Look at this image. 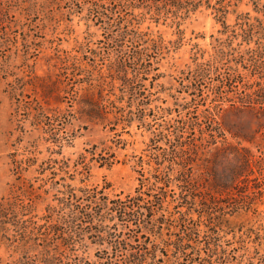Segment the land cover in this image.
Instances as JSON below:
<instances>
[{"label":"trees","instance_id":"16d2710c","mask_svg":"<svg viewBox=\"0 0 264 264\" xmlns=\"http://www.w3.org/2000/svg\"><path fill=\"white\" fill-rule=\"evenodd\" d=\"M23 1L20 4L11 0L12 5L4 9L7 12L0 6V24L7 23L0 30V42L10 41L9 27L23 24L21 18L9 19L11 12L28 16L43 14L50 4L45 0ZM237 1L169 0L167 6L154 4L151 12L155 13L156 25L174 28L177 34L174 40L166 39L159 31L155 33L150 25L141 29L146 16L138 5L128 6L119 0L118 7L112 11L99 0L70 2L69 13H82L88 3L90 15L108 32L117 31L110 40L121 47L122 59L112 61L110 58L96 73L92 70L99 50L92 46L85 49L84 40H75L81 48L80 54L60 59L66 63L64 58L71 57L72 62L66 65L73 68L74 77L78 75L77 83L81 85L72 91L73 99L87 116L101 121L107 136L89 143L74 159L59 158L65 141L72 143L73 136L63 130L70 120L65 117L61 120L56 111H50L48 105L53 91L44 86L41 100H36L35 104L18 99L12 118L16 120L17 111L23 110L31 130L22 125L9 152L11 179L8 192L0 199V264H88L91 246L106 253L102 257L106 262L102 264L118 263L117 255L122 250L129 252L122 264H183L187 261L202 264L210 262L214 255L223 264H264V216L258 211L256 198L245 194L251 175L261 164L256 157L260 155L253 152L251 145L264 127V4L259 7V0H255L256 14H251L250 11L237 12L234 7ZM121 6L133 11L140 9V18L120 14ZM78 7L82 11H78ZM202 8L210 9L216 22L221 24L218 30L221 36L212 35L213 45L208 51L196 42L192 44L191 60L181 71L185 79L188 83L200 82L214 72H218L216 76L221 75L219 69L225 62L233 61L236 67L249 62L258 72L260 86L253 92L246 91L237 103L224 107L221 113L217 105L207 108L205 117L209 124L198 128L199 142L192 143L189 154L179 161L175 158L179 155L175 150L179 144H173L175 154L170 165L176 162L180 167L178 173L169 169L162 171L156 166L163 157L162 152H158L164 149L163 136L168 135L164 127L159 132L152 131L149 138L147 146H153L154 152L147 153V147L128 159L139 173L132 192L111 195L110 182L88 183L94 166L109 169L118 162L117 150L132 142L133 126L149 129L143 126L150 124L147 116L153 108L149 106L150 101L143 98L142 81L164 53L171 54L178 49L184 38L183 22ZM117 12L119 16L115 17ZM230 13H236L234 24L227 22ZM47 18L60 21L50 13L46 14ZM59 19L71 26L72 19ZM85 19L87 26H91L89 18ZM92 33L89 32L90 37ZM14 35L17 39L16 33ZM129 37L141 46L133 54L122 48ZM242 45L245 47L241 48ZM152 53H157V58ZM236 67H231L226 79L234 77ZM116 71L113 81L105 82V73L113 75ZM114 79H118L120 85ZM173 125L172 139L178 141L181 126ZM168 141L172 142L171 138ZM42 145L48 152L43 157L40 156ZM52 145L57 148H51ZM192 161H195L196 172L187 177L183 167ZM176 180L185 184H177ZM174 184L181 188V197L184 190L189 191L185 199L192 203L193 211L175 215L172 207L178 199ZM258 193L264 195L263 190L254 191V195ZM124 228L133 232L128 240L121 235ZM167 229L179 230L181 235L175 240L165 238L163 233ZM220 231L237 234L236 260L220 243ZM201 235L207 248L206 256L201 253L203 246L192 244ZM150 237L153 239L146 241ZM135 242L140 247L133 250ZM188 246L191 252L185 251Z\"/></svg>","mask_w":264,"mask_h":264},{"label":"rangeland","instance_id":"374dc122","mask_svg":"<svg viewBox=\"0 0 264 264\" xmlns=\"http://www.w3.org/2000/svg\"><path fill=\"white\" fill-rule=\"evenodd\" d=\"M10 1L11 0H0V6L3 12H7L4 11V9L12 5ZM13 1L20 4L24 3L23 0H12V2ZM45 1L50 4L48 8H45L44 12L46 13L43 14L40 13L28 16L24 13L19 14L18 11H10L11 13H8V18L12 20L21 18L23 24L21 26L9 27L8 32L10 41L6 40L0 42V199L8 192V182L11 179L9 152L13 148V141L17 134L20 133L19 129L22 125L29 131L31 130L27 115H25L23 110L17 111L16 120L12 118V112L18 99L30 101L32 104H35L36 100H41L42 88H44V86H48L53 91V97L50 99L48 105L51 109L49 110L53 113L56 111L55 114H59L61 120H63L64 117L66 120H70L63 130H66L68 134L73 136L72 143L65 141L66 143L63 146L62 153L58 155L59 158L63 156L64 158L69 157L74 159L77 152L83 150L89 143L98 142L100 139H105L107 136L101 121L94 118L91 119L87 116L84 111L80 110L79 102L73 99L71 94L72 91L79 88L81 85L77 83L78 75H76L75 78L74 70L69 66L72 62L71 57L67 56L64 58L66 59L65 62L69 65H66V63L60 59L66 55L72 56L74 54H80L81 48L77 45L76 39L84 40L85 49L88 46H92L99 50V55L95 61V69L92 70L96 73V70L104 66L110 58L112 61L122 59L119 53V48L121 47L113 44L110 40V36L117 31L113 29L112 32H108L98 19L96 20L93 15H90L87 9L88 3H85L86 5H84L83 11L80 7L77 8V10L82 11V13L80 12L73 15L69 13L70 2H72V0ZM99 1L103 6L112 8V11L118 7L116 3L119 2V0ZM121 1L126 2L128 6L138 5L144 10L146 19L141 24V29H145L150 25V28L155 33L158 31L161 32L166 39L174 40L177 38L174 28L165 24L156 25L153 17L155 13L153 11L151 12L154 4L167 6L169 0ZM214 1L215 0H211L212 3ZM237 4L238 5L234 6L237 8V12L250 11L251 14H256L254 10L255 0H238ZM262 4H264V0H259V7H261ZM51 9L52 11L50 12ZM139 11L141 10L133 11L127 7L121 6L120 14H125V17L129 16L130 18L135 17L139 19ZM47 13L54 14V17L58 18L60 21L53 22L48 20V18L46 19ZM118 16L119 12L115 14V17ZM85 17L89 18L91 26H87ZM235 17L236 13L228 14L227 22L229 24H234ZM59 18H63L64 21H66L67 18L72 19L71 26L65 25L62 23V19ZM6 24V22L5 24H0V30ZM182 28L184 29V38L178 49L172 51L171 54L164 53V57L160 55L162 59H158L160 60L159 63L154 62L148 77L142 81L143 98L145 101H150L149 106L153 108V111L147 116V121L150 122V124L145 123L143 126V128L149 129H137L133 126L131 130L135 132V135L130 138L132 142L128 144L126 148L117 150L116 159L118 162L109 169L98 166L92 168L88 183L99 182L103 184L105 181L110 182L111 195L113 193H126L134 190L137 185V176L139 173L133 167L132 162H128V159L132 154L142 153L144 148L147 147L149 148L147 153L155 151L153 146H147L152 131L159 132L164 127L167 128L165 133L168 135L165 134V136H163V143L161 144L164 149L162 148L158 151L162 152L161 154L163 157H161L159 163H156V166L162 171L169 169L172 173L176 174L179 172V165L176 162L170 165L171 159L175 154L173 153V146L179 144L175 149L177 153H179V155L175 157L176 161H179L189 154V147L192 143L199 142L198 128L209 124L208 119L205 117L207 114L206 109L217 105L218 112L221 113L224 107L231 106L235 102L237 103L238 98L243 96L246 91L253 92L260 86L259 81L261 79L258 77V72L251 66V63L239 64L236 67L233 61L223 63L222 67L219 69L221 75L216 76L218 72H214L200 82L193 81L192 83H188V80L185 79L181 71L186 68V64L191 60L192 44L196 42L201 49L206 51L211 50L213 37L221 36L218 32L221 28V24L216 22L210 9L202 8V10L191 14V16L183 22ZM89 32H93L91 37ZM15 33L18 36L17 39L14 35ZM122 44V48H125L127 52L132 54L136 48L141 47L139 42H134L130 37ZM236 47L238 50L239 46ZM244 47L245 46L242 45L241 48ZM152 55L155 58L158 56L157 53H152ZM127 64L131 65L130 63ZM66 66L69 67L66 68ZM231 67H236L238 70L235 71L232 79L231 77L226 79L225 75L229 72L231 73ZM116 73L117 71L113 75H111V73H105V82L110 84ZM116 81V84L120 85V81L118 79H116ZM117 85L115 88L116 92H118ZM13 94H15V96H13ZM60 99L64 101L62 102ZM147 111L149 112V108ZM152 112L153 114L155 113V115H152ZM226 114L227 116L230 115L228 112ZM233 116L234 115L230 116V118L233 119ZM246 116L249 118L251 114H246ZM18 118H20V120ZM22 120H25V122ZM173 124L181 126L178 141L175 138L172 139L175 131ZM169 138L172 140L170 143L168 141ZM251 146L253 152L260 155L256 157L257 159L260 158L261 164L258 170H255V174L251 175L247 183L245 194L252 195L256 198L258 211L264 216V195L259 193L258 195H254V191H264V127L257 132V138ZM50 147L57 148L54 145ZM45 148L46 147L43 145L40 147V150H42L41 157L48 154ZM167 165L169 168L166 167ZM183 170L187 174V177H189L191 173L195 174V161H192L189 165H185ZM176 183L181 185L185 184L180 180H176ZM173 188L178 199L175 206L172 207L175 215L178 216L184 211H193L191 207L192 203L185 199V195L188 194L189 191L184 190V197H181L179 195L181 190L179 185L174 184ZM183 188L187 187L183 186ZM164 205L167 204L164 203ZM193 213L195 216L197 215V212ZM123 225L124 224H122V226ZM172 229L164 231L163 235L165 238L170 237L175 240L181 235L179 230L173 231ZM121 235L128 240L133 235V232L128 228H124ZM203 238L202 235L199 236L197 241L192 242V244L198 243L203 246L201 253L203 256H206L207 248L204 247ZM220 238V243L228 249L231 255H233L232 258L236 260L235 250H237V246H239L237 234L220 231ZM152 239L153 238L150 237L146 239V241H151ZM133 246L135 247L133 250L140 247L138 242H135ZM88 251L90 257L88 264H102L106 262V258H102L106 255L103 250L98 249L96 246H91ZM185 251L191 252L192 249L188 246L185 248ZM126 253L128 254L129 252L122 250V252L117 255L118 263L116 264H122L123 259L126 257ZM183 264L198 263L187 261ZM202 264L223 263L218 259V256L214 255L211 257L210 262L206 261Z\"/></svg>","mask_w":264,"mask_h":264}]
</instances>
